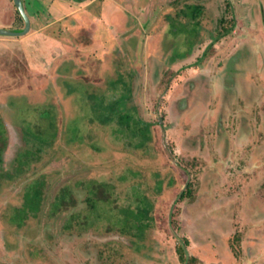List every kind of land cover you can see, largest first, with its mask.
Returning a JSON list of instances; mask_svg holds the SVG:
<instances>
[{"label":"rangeland","instance_id":"obj_1","mask_svg":"<svg viewBox=\"0 0 264 264\" xmlns=\"http://www.w3.org/2000/svg\"><path fill=\"white\" fill-rule=\"evenodd\" d=\"M24 1L31 30L0 35V264H264V0ZM123 81L145 136L87 101Z\"/></svg>","mask_w":264,"mask_h":264},{"label":"trees","instance_id":"obj_2","mask_svg":"<svg viewBox=\"0 0 264 264\" xmlns=\"http://www.w3.org/2000/svg\"><path fill=\"white\" fill-rule=\"evenodd\" d=\"M187 8H189V9H188V11L183 12L184 15L189 14L190 16L197 17L202 12L201 5L189 4V5H187ZM225 23H226V19L222 18L220 20L219 24H222L223 29L220 32L226 33L228 31L232 30V27L228 28L227 26L223 25ZM219 34H222V33H219ZM120 80L121 79L118 78L115 81H110V82H112L111 83V89L113 86H115V88H116L118 86L117 81H120ZM121 83L124 85V88H121L122 85L120 87L121 90H123V91L119 92L118 95H115L116 93L114 94V97H116V98H114L113 101L111 100V102H112L111 104L109 103L106 105L104 103V101L106 100V95L104 93H102V95H100V96L99 95L96 96L92 91H91L90 95L86 96L87 101H94L92 99L96 100V98H98V100H96V102L94 103V106L97 108L99 107L101 112L106 110V112L102 113V115H104L107 118V120H109L111 118L114 119L117 117L118 120L120 121V123L122 124V127H119L117 129H131V130H128V132H130L129 133L130 136H133V137L137 136L139 133L141 135L145 136L143 131L134 130V129H145V128H142V127L138 128L136 123L134 122V114H133L134 107L129 104V97L130 96L127 94V92H128V88L126 86L127 81H123ZM120 88H117V90H119ZM125 97H127V98L125 99ZM114 104H116V105H114ZM79 123H80L79 119L78 120L76 119L69 129H79V127H78ZM35 134L36 133L33 132V136H35V137L37 136L36 138H39L44 143L48 142L46 140H48L49 137L45 138L42 134H40L39 136H38V134L37 135H35ZM140 144H142V142H140ZM96 183H98V186H103L106 188L111 186L108 183H103V182L99 183V181H95V183H93V184H96ZM45 186H46V180L36 179L35 181H32L31 185L25 190L24 206L26 208L30 209L33 216H36V215H38V212L43 211V207H44L45 202H46ZM98 186L95 185V186L90 187L89 192L96 194ZM69 192H70L69 189H64L63 193H61V195H59L58 198L55 200V202L52 204V208L50 209V213H55V211L60 206V204L67 198ZM95 199L101 200V201H107V202L109 201L108 197H95ZM88 201L90 202L91 208L94 209L95 208V201H92V199H88ZM26 211L27 210H25V212H24V210H22V211L17 212V217L19 219L18 222L21 223L23 217L25 215H27ZM124 211L128 217H134L137 220H140L141 218H143L147 214V212H145V211L134 212V211L129 210V209H124ZM179 250L182 252V255H183L182 258L184 260L187 259L184 255L186 253V251H185L183 244H181L179 246Z\"/></svg>","mask_w":264,"mask_h":264},{"label":"water","instance_id":"obj_3","mask_svg":"<svg viewBox=\"0 0 264 264\" xmlns=\"http://www.w3.org/2000/svg\"><path fill=\"white\" fill-rule=\"evenodd\" d=\"M15 6L20 15L24 19V26L22 28H7L0 27V35L3 36H19L28 33L31 30V18L27 13L23 0H14Z\"/></svg>","mask_w":264,"mask_h":264},{"label":"crops","instance_id":"obj_4","mask_svg":"<svg viewBox=\"0 0 264 264\" xmlns=\"http://www.w3.org/2000/svg\"><path fill=\"white\" fill-rule=\"evenodd\" d=\"M31 22H32V19H31ZM7 28H15V27H13V26H8Z\"/></svg>","mask_w":264,"mask_h":264},{"label":"flooded vegetation","instance_id":"obj_5","mask_svg":"<svg viewBox=\"0 0 264 264\" xmlns=\"http://www.w3.org/2000/svg\"><path fill=\"white\" fill-rule=\"evenodd\" d=\"M24 4H25V1H24Z\"/></svg>","mask_w":264,"mask_h":264}]
</instances>
